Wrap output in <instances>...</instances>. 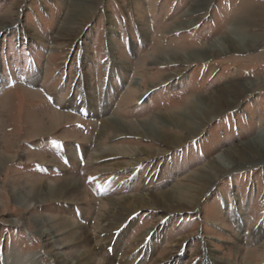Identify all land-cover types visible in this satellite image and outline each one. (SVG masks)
I'll list each match as a JSON object with an SVG mask.
<instances>
[{
  "label": "rangeland",
  "instance_id": "rangeland-1",
  "mask_svg": "<svg viewBox=\"0 0 264 264\" xmlns=\"http://www.w3.org/2000/svg\"><path fill=\"white\" fill-rule=\"evenodd\" d=\"M200 1L0 0V152L11 157L0 167V264L11 250L24 260L34 253L35 264H62L90 244L95 255L82 256L88 264H123L122 255L127 252L132 261L139 234L151 226L156 227V246L133 264H156L158 259L164 260L159 264H202L205 245L230 263L264 264V231L253 236L264 222V162L238 160L242 143L264 134V0H207V8L192 12ZM237 33L254 37L248 49L205 59L187 56ZM175 71L178 76L168 79ZM79 76H86L94 105ZM134 78L137 85H132ZM251 80L255 84L231 102L212 98L217 109L201 102L196 106L213 92L234 95L238 84ZM73 96L77 102L65 106L62 101ZM195 106L204 117L192 118L203 124L196 134L161 120V115L182 119V111ZM81 110L89 120L82 119ZM108 116L132 126L151 121L178 135L179 145L133 132L115 136L110 129L103 131ZM75 142L84 151L83 160ZM94 146L106 151L99 156ZM65 149L76 154L75 160L69 155L70 166L63 165ZM219 154L236 158L235 164L220 172ZM209 174L217 178L216 185L193 198L197 188L214 180ZM71 177L80 179L81 198L67 192L36 202L41 195L36 188L48 195L46 185ZM180 184L187 187L175 193L180 201L174 207L142 205L134 217L113 214L106 223L115 204ZM19 192L33 196L24 203L14 194ZM237 210L244 212L240 221ZM78 223L90 241H75ZM42 227L50 228L48 235L39 233Z\"/></svg>",
  "mask_w": 264,
  "mask_h": 264
},
{
  "label": "bare ground",
  "instance_id": "bare-ground-1",
  "mask_svg": "<svg viewBox=\"0 0 264 264\" xmlns=\"http://www.w3.org/2000/svg\"><path fill=\"white\" fill-rule=\"evenodd\" d=\"M207 0H201L200 2H198L194 8L192 9V12H195V11H198V10H202L204 8H207L209 2L207 3L206 2ZM92 4V3H91ZM95 5V4H94ZM93 5V6H94ZM83 12V11H82ZM199 13V12H198ZM250 15V14H249ZM110 16V15H109ZM199 19V18H198ZM197 20V19H196ZM193 20L192 21H188L186 22L182 27L184 26H190L193 24ZM251 22V20H250ZM243 23V21H240L238 22L237 25ZM241 27V26H240ZM244 27V26H242ZM239 28V27H238ZM240 29V28H239ZM238 29V30H239ZM253 36L250 35L249 37L245 36L244 34L242 33H237V36H234V37H230V36H224L222 37L221 39H217L215 41V43L211 44L208 49H204V50H201V51H198V52H195V53H191V54H187V56L193 58V59H199V58H202V59H205L206 57L208 56H211V55H215V54H218L219 52H224V51H229V50H243V49H248L249 47V42L254 40L252 38ZM251 38V39H249ZM248 41V42H247ZM108 50H110L111 54L113 53V50H114V45L113 43L109 42L108 44ZM113 57V56H112ZM115 57V56H114ZM165 58H169V57H165ZM120 59L118 58H114L113 59V64L115 65H118L116 64ZM170 60V58L168 59V61ZM174 60H177L176 58ZM174 60H170V61H174ZM169 61V62H170ZM124 63H126V61L123 60ZM176 62V61H175ZM113 64H111V67L113 66ZM112 69V68H111ZM113 71H111V76L113 75ZM77 74V73H76ZM82 74V73H81ZM179 74V72L175 71L173 72L169 77V78H172V77H177ZM35 78L36 79L38 77V74H35ZM111 76L109 78H111ZM85 78L84 82H83V79ZM79 79H80V85L82 86L83 83L86 87V89L90 92L89 94V101L90 103H92L94 105V94L93 92L91 91V88H90V85L89 83H86V76H83V78L81 79V76H79ZM110 83L108 84V87L111 85V79H109ZM137 82H138V78H134L133 81H132V85H137ZM255 84V81L251 80L249 82H246L245 84H238V88L237 90H235V93L233 95V93H230L229 91L227 90H220L219 92H213L211 94V98H199L197 100V104L196 106H198V104L201 102L203 103L204 105H208L210 107L208 108H211V107H214L215 109H217L216 105H213L212 103V98H214V100L216 102H220L222 99H225L227 102H231L233 101L235 98L237 99L242 93H244L245 91L249 90L253 85ZM151 86V85H150ZM85 93V92H84ZM63 104H65V106H69V105H72L74 104L75 102H77V98L76 97H72L70 99H66V100H63L62 101ZM88 104V103H87ZM96 106V105H95ZM104 110L109 106V103L106 101V103L104 105H102ZM194 109H190V110H186L185 111H182V116L183 118H179L177 116H166V115H161V120H164V121H167V122H171L177 126L182 127L184 129H187L189 131H191L192 133H198V130L199 128L203 125V124H195L194 121L192 120L193 117H198V118H203V115L202 113L198 110V107H196ZM94 108V107H93ZM200 108V107H199ZM54 113H58V114H61L62 116H68V114L64 113V112H57L55 111ZM55 117V116H54ZM59 117V115H58ZM206 118V117H205ZM202 119V120H203ZM208 119V118H206ZM103 127H104V130H108L110 129L112 132H116L115 133V136H119L121 133L117 134L118 131H123L122 134H125V133H136L138 135H142V136H145V137H149V138H153V139H157L158 141H163L165 142L166 140H169V142L171 143L170 145L168 146H176V145H179V142L177 141L178 140V135H175V134H171V133H168L162 129H160L159 127H157L156 125H154L151 121H146V122H140L139 125H134L132 126L130 123L128 122H125L123 119L117 117V116H108V117H104L103 118ZM167 128V127H166ZM102 133V132H101ZM111 140V139H110ZM92 141V140H91ZM164 145V144H163ZM89 146V145H88ZM91 146V145H90ZM110 146V145H109ZM70 147V146H69ZM84 147V150H85V153L88 151V147H86V145L83 146ZM242 149L244 150L243 151V155L238 159H252V161L254 160H259V161H263L264 162V134L261 135H256L254 136L253 138L249 139V140H246L242 143L241 145ZM94 151L96 152L97 155H101L103 154L106 149L104 150L103 148L101 147H97V146H94ZM140 149V148H139ZM164 149V148H163ZM233 149V148H231ZM237 149V148H236ZM133 151V150H132ZM141 151V150H140ZM230 151V148L229 150ZM160 152V151H159ZM136 153V152H135ZM89 154V153H88ZM106 154V153H105ZM71 159H76V154L73 153V149H72V153L69 154ZM91 155V153H90ZM118 155V154H117ZM133 155V154H132ZM99 156H97L96 158H100ZM112 156V155H111ZM153 156V155H152ZM143 157V156H142ZM145 157V156H144ZM230 158H226L224 156V154H219L217 156L218 159H220L219 161L221 162V165L219 166V169H220V172L222 171V166L226 165V166H230L231 164H235L234 162H236V158H231V156H229ZM95 158V157H94ZM9 160H11V157L10 156H7V155H4L0 152V167L5 164L6 162H8ZM98 160V159H97ZM131 160V159H130ZM226 161V162H225ZM228 161V163H227ZM243 161V160H242ZM216 162V161H215ZM214 162V163H215ZM132 163V162H131ZM115 164V163H114ZM119 165V164H118ZM213 165V164H212ZM215 165V164H214ZM125 166V165H123ZM122 166V167H123ZM208 166V165H207ZM225 166V167H226ZM224 167V168H225ZM223 168V169H224ZM213 169V168H212ZM200 171V170H199ZM200 173V172H198ZM207 174V172H206ZM195 176V175H194ZM193 176V177H194ZM209 178L212 180L214 179L213 181H210L208 180V182L206 183H203V185L200 187V188H197L196 190H199V194H197L196 196H192L193 198H199L201 193L205 190V193L204 194H207L208 192H210L214 186L216 185V179L215 176H213L212 174L210 175L209 174ZM58 182V181H57ZM144 187V186H143ZM170 187V186H169ZM187 187V185H184V184H180V185H176L174 188H169V189H164V190H161L159 192H154V193H146V192H140V193H137L135 195L132 196V198H128L127 202H119V204H115L114 206V209L110 210L108 212V214L105 216V219H106V223L108 224L109 221H110V218L113 214H118L121 216L125 215V213L127 212H130L129 215H127L124 219L126 220L129 216H131V214H134L138 207H141L142 205H150V204H155V203H163V204H166L167 206H175V204H173V202L175 200L177 201H180L178 200L179 197H176L175 196V193H180L181 192V189ZM41 188V186H40ZM40 188H34L35 192L38 193V194H41L39 198L35 199L36 202H42V201H45V200H49V199H53L54 197H59L61 194H64V193H67V192H70V194H74L76 196H79V198H81V196L84 194L83 190L81 189V182H80V179L79 178H69V179H65L58 182L56 185H46V189H47V193L48 195H42V191ZM195 190V189H194ZM41 192V193H40ZM34 193V194H36ZM17 198L19 200H24V203L25 201H27V199L29 198H32L33 195H28V197L25 196V193H22V192H19V193H14ZM68 194V193H67ZM187 194V193H186ZM236 195V194H234ZM68 197V196H67ZM236 200H238V197L237 196H234ZM48 198V199H47ZM181 198V197H180ZM109 200V199H108ZM184 200V199H183ZM190 200V199H189ZM200 200V199H199ZM263 200H264V195H263ZM31 201V200H30ZM33 201V200H32ZM118 201V200H117ZM191 202V201H190ZM117 203V202H116ZM132 203V204H131ZM180 203V202H179ZM87 204V203H85ZM106 205V204H105ZM191 205V204H190ZM228 205V203H227ZM226 205V206H227ZM194 207V206H192ZM228 207V206H227ZM108 210V209H107ZM166 210V209H165ZM173 212V211H172ZM167 213V212H166ZM241 213H244V212H241L240 210H237V216L236 218L238 219V221H240V214ZM38 218V217H37ZM42 219V218H41ZM118 220V219H117ZM40 221V220H39ZM119 221V220H118ZM131 222H133V218H131L130 220ZM37 222V221H36ZM126 222V221H125ZM39 224V223H38ZM64 224H67L68 223H65ZM264 222L262 223V225L258 226L256 229L257 231H253V236L254 237H258L259 234H261L264 229ZM106 225V224H105ZM121 223L116 227L112 228V229H115V228H118L120 227ZM70 226V225H69ZM68 226V227H69ZM74 226H78L81 230L79 233H77L75 235V241H78V242H81L82 240H86L88 239L89 240V237H88V232H87V229L82 226L80 223H78L77 225L74 224ZM99 228V227H98ZM156 227L155 226H151L149 227V229H146L144 230L143 232H141V234H139V237L137 239V243H136V246H134V248L131 250L132 251H135V249L139 248V250L137 251V253L134 254V257L132 258V261H129L128 259V253H124L122 255L121 258H124L123 259V264H133L134 260L137 259V257H139L142 253L145 254H148L150 253L151 250H153L156 246V240L157 238H154L155 237V233H154V229ZM55 229V228H54ZM89 230V229H88ZM104 231H106V229L104 228L103 229ZM158 230V228L156 229ZM103 231V232H104ZM50 232V228H47V227H42L40 228V231L39 233L42 234L43 236L45 235H48ZM159 232V231H158ZM159 234V233H158ZM238 234V233H237ZM41 235V236H42ZM58 235V233H57ZM157 235V234H156ZM160 235V234H159ZM147 236L150 237L149 241H146V238ZM236 236V235H235ZM91 238V237H90ZM108 240L106 242V245L108 244L109 240L111 239V237H107ZM236 239V238H235ZM119 240V239H118ZM90 241V240H89ZM88 242V241H86ZM103 242V241H102ZM181 240H178L176 242V245L178 246V248H180L181 246ZM69 243V242H68ZM234 243V242H233ZM142 244V245H141ZM140 245V246H138ZM88 247V246H87ZM235 247V246H234ZM118 248V247H117ZM176 248V249H178ZM102 249V248H101ZM105 251H106V247L104 248ZM95 247L92 246V244H90L89 248H87L84 252H81L76 259H73V260H67V259H63L62 261V264H88V260H85V259H82V256H86V253L88 252L90 254V256H94L95 255ZM237 250V249H236ZM15 251V250H14ZM14 251L11 250V252H8L5 254L4 256V260H3V263L4 264H35V255L34 253H31L28 258L30 259H23L19 257L18 254H16ZM99 251V250H98ZM97 251V252H98ZM216 248L210 246V245H205L204 246V259L205 261H203L202 264H235V263H230L228 262L227 259H224L222 258L221 256H218L216 254ZM134 253V252H133ZM185 253V252H184ZM143 255V254H142ZM65 256V255H63ZM131 256V255H130ZM34 258V259H33ZM58 258V257H57ZM80 260H77L79 259ZM88 258H89V255H88ZM140 259V258H139ZM100 261V260H99ZM112 261V260H111ZM161 261H164V260H160L158 259V261L156 262V264H159ZM34 262V263H33ZM122 264V263H121ZM138 264H145L144 262L142 263L141 261L138 263ZM163 264V263H161ZM164 264H170V263H167L165 262ZM175 264V263H174ZM240 264V263H239Z\"/></svg>",
  "mask_w": 264,
  "mask_h": 264
}]
</instances>
